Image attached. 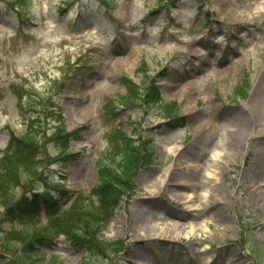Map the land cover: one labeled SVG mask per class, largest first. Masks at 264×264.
<instances>
[{
    "label": "rangeland",
    "instance_id": "rangeland-1",
    "mask_svg": "<svg viewBox=\"0 0 264 264\" xmlns=\"http://www.w3.org/2000/svg\"><path fill=\"white\" fill-rule=\"evenodd\" d=\"M65 1L0 0V151L9 131L24 133L28 104L51 99L66 80L57 98L64 124L87 129L71 147L78 162L47 168L51 185L64 178L70 194L95 188L94 162L109 129L132 136L136 127L151 140L155 164L103 233L126 247L110 264H264V252L251 249L264 244V0H70L61 13ZM14 3L30 10L19 14ZM144 60L184 126L168 128L154 110L117 103L120 77L139 82ZM73 68L84 74L80 82L66 79ZM247 74L250 95L236 100ZM111 101L117 113L105 111ZM47 152L58 156L54 146ZM53 244L33 263L99 259L66 238Z\"/></svg>",
    "mask_w": 264,
    "mask_h": 264
},
{
    "label": "trees",
    "instance_id": "trees-1",
    "mask_svg": "<svg viewBox=\"0 0 264 264\" xmlns=\"http://www.w3.org/2000/svg\"><path fill=\"white\" fill-rule=\"evenodd\" d=\"M65 2L62 4L63 9L69 5V1ZM24 5L26 4L24 3ZM24 5L21 9L28 12L30 8L24 7ZM143 73L145 79L142 86H137L127 77H122L121 82L128 89V93L122 98V103L125 106L140 107V105H145L149 107L154 105L157 99V87L154 80L148 78L147 71H143ZM247 87L248 81L246 80L244 85L237 88V95L246 97ZM53 88L60 92L63 89V83H57ZM19 97L21 98L22 95L19 94ZM52 97L53 94L51 99L42 98L39 104L36 102L28 104L29 111H33V114L27 117L28 130L21 137H16L11 133L12 137L2 152L3 156L0 159V204L4 207H9L13 201L15 188H26L27 184L32 183L38 176L39 168L47 161H51L47 152L49 146H56L65 151L68 149V143L72 138H81L80 131L70 134L65 130L58 110H55L57 116L53 112ZM18 103L22 105L21 100ZM51 118L56 119L57 126L49 128L47 121H51ZM108 138L110 142H114V152L109 162L105 161L106 157L99 161L102 185L92 192V195L98 196L99 203L94 205L90 202L89 206L84 204L76 206L71 213L59 218V221L63 222L61 226L56 223L42 230H24V232L13 233L2 231L0 252L12 253L15 256V258H5L4 264L33 263L35 258L32 259L30 254L31 247L60 233L66 235L75 244L81 243L88 246L105 259L110 258L111 253L116 254L121 249L120 243L103 242L99 239L121 201L129 197L138 170L147 162L146 154L143 151L146 142L143 140L144 137H140L141 142L135 144L133 139L121 131L112 137L108 136ZM40 154L42 158L39 157ZM26 203L28 204L27 200ZM78 203L79 201L76 204ZM67 226L69 227L67 228ZM2 232L0 231V234ZM257 249L258 247L254 251Z\"/></svg>",
    "mask_w": 264,
    "mask_h": 264
},
{
    "label": "bare ground",
    "instance_id": "bare-ground-1",
    "mask_svg": "<svg viewBox=\"0 0 264 264\" xmlns=\"http://www.w3.org/2000/svg\"><path fill=\"white\" fill-rule=\"evenodd\" d=\"M187 180H188V182H192V180L189 177L187 178ZM261 191H262V189H261Z\"/></svg>",
    "mask_w": 264,
    "mask_h": 264
}]
</instances>
